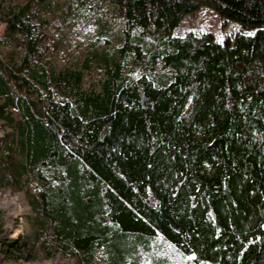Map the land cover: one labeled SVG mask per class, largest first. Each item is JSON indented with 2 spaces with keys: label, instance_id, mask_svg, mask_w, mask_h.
<instances>
[{
  "label": "trees",
  "instance_id": "obj_1",
  "mask_svg": "<svg viewBox=\"0 0 264 264\" xmlns=\"http://www.w3.org/2000/svg\"><path fill=\"white\" fill-rule=\"evenodd\" d=\"M101 1L123 36L99 91L82 90L81 69H43L42 88L19 77L48 34L34 36L28 5L10 12L6 35L24 53L15 72L0 61L3 105L19 113L0 180L16 191L35 181L29 206L82 264L101 250L109 264H264V0ZM201 7L237 31L173 35ZM128 56L140 74H125ZM158 64L170 78L145 73Z\"/></svg>",
  "mask_w": 264,
  "mask_h": 264
},
{
  "label": "rangeland",
  "instance_id": "obj_2",
  "mask_svg": "<svg viewBox=\"0 0 264 264\" xmlns=\"http://www.w3.org/2000/svg\"><path fill=\"white\" fill-rule=\"evenodd\" d=\"M26 5L31 13L29 19L35 30L34 36L39 29L48 36L43 47L39 48L38 64L29 71L25 68V71L18 72V76H27L36 87L42 88L43 69L51 67L55 74L81 69L82 90L99 91L106 68L113 67L118 57L123 36V20L113 18L112 6L101 0H49L43 3H37L36 0H0V61L3 73L8 72V67L15 72L24 53L22 46L17 44V33L6 35L5 21L10 12ZM237 29L238 26L233 23L222 27V20L217 13L208 7H201L186 14L173 29V35L185 36L192 32L200 36L212 31L217 37H222L233 34ZM134 39L136 43L144 45L149 41V37L143 36L140 30H136ZM124 65L128 76L141 73L131 69L130 56L125 58ZM145 73L155 80L161 77L167 80L171 74L160 64ZM4 103L5 97L0 95V152L4 144L15 137V134L9 133L19 118L18 111L10 104L4 106ZM10 116L13 117L12 122ZM24 186L22 190L16 191L10 188L6 179L0 180V264H82L78 256L60 249L51 240L43 217L29 206L24 190L27 187L29 191L36 192L35 181L30 180ZM18 237L22 238L19 240ZM14 240L18 245L25 240L27 248L18 246L16 250L6 249L7 244ZM161 248L166 253V245L162 244ZM133 257L127 256L125 264H131ZM148 258L147 254H143L138 264H149ZM168 259L170 264H186L180 257L176 262L172 255H168ZM93 264H109L108 255L99 251Z\"/></svg>",
  "mask_w": 264,
  "mask_h": 264
},
{
  "label": "snow or ice",
  "instance_id": "obj_3",
  "mask_svg": "<svg viewBox=\"0 0 264 264\" xmlns=\"http://www.w3.org/2000/svg\"><path fill=\"white\" fill-rule=\"evenodd\" d=\"M247 35L251 36V35H253V33H248Z\"/></svg>",
  "mask_w": 264,
  "mask_h": 264
}]
</instances>
